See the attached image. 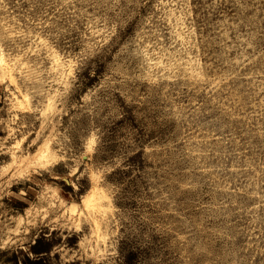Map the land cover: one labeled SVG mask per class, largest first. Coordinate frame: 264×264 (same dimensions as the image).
Returning a JSON list of instances; mask_svg holds the SVG:
<instances>
[{"label":"rangeland","instance_id":"obj_1","mask_svg":"<svg viewBox=\"0 0 264 264\" xmlns=\"http://www.w3.org/2000/svg\"><path fill=\"white\" fill-rule=\"evenodd\" d=\"M0 264H264V0H0Z\"/></svg>","mask_w":264,"mask_h":264}]
</instances>
